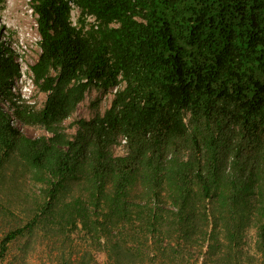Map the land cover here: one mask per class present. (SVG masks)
I'll use <instances>...</instances> for the list:
<instances>
[{
  "label": "trees",
  "instance_id": "trees-1",
  "mask_svg": "<svg viewBox=\"0 0 264 264\" xmlns=\"http://www.w3.org/2000/svg\"><path fill=\"white\" fill-rule=\"evenodd\" d=\"M32 8L41 53L30 71L47 99H14L22 73L0 40V182L15 164L42 187L25 220L11 215L0 264L40 234L58 264H264V0ZM93 89L116 92L70 137L62 124Z\"/></svg>",
  "mask_w": 264,
  "mask_h": 264
},
{
  "label": "rangeland",
  "instance_id": "rangeland-1",
  "mask_svg": "<svg viewBox=\"0 0 264 264\" xmlns=\"http://www.w3.org/2000/svg\"><path fill=\"white\" fill-rule=\"evenodd\" d=\"M78 17L79 11L73 9L72 22L76 23ZM0 40L15 53V60L20 65L22 75L14 85L16 97L20 96L23 102L41 109L47 95L33 84L30 71V66L38 60L41 53L38 44L40 35L37 15L33 11L32 0H6L0 7ZM113 97V92L101 94L96 89L90 91L73 116L62 124L65 133L74 137L78 129L76 122L83 119L89 121L97 113L103 114L110 107ZM4 108L12 112L9 102L5 100ZM14 125L32 138L47 135L42 128L27 127L18 121H14ZM113 151L116 156L125 155L127 153L125 142L120 140ZM5 175L6 178H2L0 182V242L9 229L15 226L14 217L24 218L21 211L31 207L36 195H41L40 188L42 187L15 164L12 166L7 164ZM26 242L25 238H19L10 244L8 253L1 264H58L57 261L52 260L50 249L46 246L47 240L43 234L38 235V238L31 242L29 250L23 251ZM97 258L100 263L106 260L105 254L102 253L98 254Z\"/></svg>",
  "mask_w": 264,
  "mask_h": 264
},
{
  "label": "clouds",
  "instance_id": "clouds-1",
  "mask_svg": "<svg viewBox=\"0 0 264 264\" xmlns=\"http://www.w3.org/2000/svg\"><path fill=\"white\" fill-rule=\"evenodd\" d=\"M73 9H76V10H78L79 11V9L77 8V7H75L74 5H72V11H73ZM72 11H71V23L73 24V26H78L79 25V17H78V19H77V22L75 23V22H72ZM79 16H80V11H79ZM86 18V23H91V24H95L96 23V21H95V18L93 17V16H87V17H85ZM77 23H78V25H77ZM38 25V24H37ZM40 40H41V38H40ZM39 40V41H40ZM2 41V40H1ZM3 42V41H2ZM4 43V42H3ZM5 44V43H4ZM39 44V43H38ZM17 62V61H16ZM18 63V62H17ZM17 80V79H16ZM16 80H15V82H16ZM15 82H14V85H15ZM34 84V83H33ZM112 92H116V89L115 90H113ZM12 93H14L15 94V87L13 86L12 87ZM20 96H18V97H16V95H15V100H18V98H19ZM5 101H8V100H5ZM20 101L21 102H23V100H21L20 99ZM9 102V101H8ZM4 104V103H3ZM7 111V110H6ZM9 112V111H8ZM10 113V112H9ZM10 114H12V112L10 113ZM14 121H17L15 118L14 119H12V124L14 125ZM15 126V125H14ZM21 130V129H20ZM22 131V130H21ZM23 132V131H22ZM46 136H50L48 133H47V135Z\"/></svg>",
  "mask_w": 264,
  "mask_h": 264
}]
</instances>
